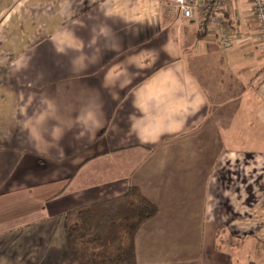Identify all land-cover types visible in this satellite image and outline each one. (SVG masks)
<instances>
[{"label":"crops","instance_id":"1","mask_svg":"<svg viewBox=\"0 0 264 264\" xmlns=\"http://www.w3.org/2000/svg\"><path fill=\"white\" fill-rule=\"evenodd\" d=\"M186 1L191 20L166 0H0V264H69L67 217L131 187L159 209L137 264H194L152 243L196 223L212 240L195 264H264L253 3L214 10L225 49L201 32L208 0Z\"/></svg>","mask_w":264,"mask_h":264},{"label":"trees","instance_id":"2","mask_svg":"<svg viewBox=\"0 0 264 264\" xmlns=\"http://www.w3.org/2000/svg\"><path fill=\"white\" fill-rule=\"evenodd\" d=\"M158 212L137 187L76 210L65 222L69 264H137L136 236Z\"/></svg>","mask_w":264,"mask_h":264},{"label":"built area","instance_id":"3","mask_svg":"<svg viewBox=\"0 0 264 264\" xmlns=\"http://www.w3.org/2000/svg\"><path fill=\"white\" fill-rule=\"evenodd\" d=\"M168 7L178 12L184 20L194 18V8L186 0H166ZM254 8L255 20L259 33V42L264 54V0H251ZM222 0H208L205 4V15L200 29L202 33L212 30L220 40L223 48L230 49L233 47L232 36L228 28L224 25L220 15L214 10H218Z\"/></svg>","mask_w":264,"mask_h":264},{"label":"rangeland","instance_id":"4","mask_svg":"<svg viewBox=\"0 0 264 264\" xmlns=\"http://www.w3.org/2000/svg\"><path fill=\"white\" fill-rule=\"evenodd\" d=\"M178 207L179 204L176 206V208ZM175 217L179 218V216H174V220ZM197 221L198 220L195 222ZM173 223H175V221ZM199 228L200 227H198V223H196L195 227L190 228L188 232H181L178 226L174 228L172 227V230L167 234V237L165 239L163 238L164 240L160 239L158 242L153 240V249H155L157 253L161 252V254L164 251L167 252L168 254L165 257L166 260H177L181 253L184 255L185 252H187L189 258L199 262L198 259H201L203 255V251L201 249L202 244L204 242L209 243L212 240L209 235L203 236L202 229ZM163 236L164 234H157L158 238H162ZM146 241L147 243H150L149 238H146ZM181 244L183 245L182 247ZM146 250L148 251V249ZM196 262H194V264Z\"/></svg>","mask_w":264,"mask_h":264}]
</instances>
